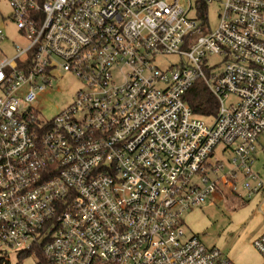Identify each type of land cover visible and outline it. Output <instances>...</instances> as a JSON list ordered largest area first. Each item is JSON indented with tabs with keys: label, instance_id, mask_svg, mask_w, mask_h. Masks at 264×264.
<instances>
[{
	"label": "built area",
	"instance_id": "obj_1",
	"mask_svg": "<svg viewBox=\"0 0 264 264\" xmlns=\"http://www.w3.org/2000/svg\"><path fill=\"white\" fill-rule=\"evenodd\" d=\"M8 1L25 42L0 61V256L235 264L188 236L183 216L220 185L264 192L253 170L264 136V0H221L214 31L181 0ZM170 54L181 61L157 62ZM59 66L84 87L44 121L39 92ZM198 81L217 101L211 117L187 98ZM220 145L227 160L215 158ZM253 245L264 264V232Z\"/></svg>",
	"mask_w": 264,
	"mask_h": 264
},
{
	"label": "rangeland",
	"instance_id": "obj_2",
	"mask_svg": "<svg viewBox=\"0 0 264 264\" xmlns=\"http://www.w3.org/2000/svg\"><path fill=\"white\" fill-rule=\"evenodd\" d=\"M192 3L193 10L190 16L199 18L200 0H181L180 4L188 9ZM221 0L210 3L207 7L206 24L212 31L216 30L221 12ZM0 31L5 34L4 39L0 35V61L5 57L11 58L15 54V45L25 42L21 32L11 19V7L8 0H0ZM221 57H213L212 63L221 61ZM181 61L176 54H170L165 59L159 58L157 62L161 66ZM220 64L215 73L222 71ZM53 86L39 92L37 100L40 117L44 121H50L62 110L76 100V92L84 87L81 81L72 73L63 71L61 66L56 70ZM255 151L256 160L253 170L264 178V136H261ZM223 146L216 149L215 158L227 160L229 152L222 154ZM220 190L211 195L204 204L190 210L183 216L187 235H198L206 246L217 247L236 263H253L261 258L255 249L253 241L257 235L264 231V192L254 193L248 196L243 182L238 181L237 190L229 191L220 185ZM12 264L19 262L17 254L11 256ZM37 257L30 253L23 258L22 264H37Z\"/></svg>",
	"mask_w": 264,
	"mask_h": 264
},
{
	"label": "trees",
	"instance_id": "obj_3",
	"mask_svg": "<svg viewBox=\"0 0 264 264\" xmlns=\"http://www.w3.org/2000/svg\"><path fill=\"white\" fill-rule=\"evenodd\" d=\"M207 7L208 4L204 0H200L198 4V9L200 10L199 19H203L204 23L206 22ZM189 91L190 92L187 98L189 99L190 105L194 108L196 114L201 117H211L217 113V101L203 81L196 82ZM30 253L37 257V264H52L45 256L44 251L41 249H27L20 251L17 254L19 259L17 264H22L23 258L27 257ZM0 264H12V260L8 261L4 257L0 256Z\"/></svg>",
	"mask_w": 264,
	"mask_h": 264
},
{
	"label": "crops",
	"instance_id": "obj_4",
	"mask_svg": "<svg viewBox=\"0 0 264 264\" xmlns=\"http://www.w3.org/2000/svg\"><path fill=\"white\" fill-rule=\"evenodd\" d=\"M260 142V141H259ZM264 232V231H263ZM262 233V232H261ZM261 233H259V234H261ZM258 234V235H259ZM228 255V254H227ZM261 255V254H260ZM258 261H257V258H256V260L252 263V264H262L263 263V258H262V256H261V258H259L258 257ZM245 263H243V264H251V263H247L246 261H244ZM236 264V263H235Z\"/></svg>",
	"mask_w": 264,
	"mask_h": 264
}]
</instances>
